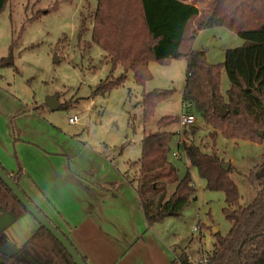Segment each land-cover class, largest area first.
Masks as SVG:
<instances>
[{"label":"trees","instance_id":"obj_1","mask_svg":"<svg viewBox=\"0 0 264 264\" xmlns=\"http://www.w3.org/2000/svg\"><path fill=\"white\" fill-rule=\"evenodd\" d=\"M7 2L0 0V12ZM196 18L198 22L190 42L197 32L214 27L231 32L243 41L242 46L226 50L223 62L218 65L207 64L204 51L182 53L186 31ZM91 19L90 45L103 51L104 61L111 67L109 77L101 82L97 92L122 86L128 73L137 85L143 86L151 80V62L185 61L182 107L190 104L188 112L199 116L211 129L212 144L197 143L196 128L185 131L184 140L177 146L180 160L196 170L198 177L205 181L206 190L223 194L222 213L230 225L226 236L219 233L214 236L212 250L204 257L208 264H264V171L258 173V167L248 175L256 197L249 206L240 207L241 196L230 178L233 168L228 165V171L222 169L226 164L214 145L218 134L227 140L264 145V0H213L203 10L179 0H97ZM1 67H13L11 53L0 61ZM117 68L122 70V75L113 78L112 72ZM223 75L228 82L225 95L221 94ZM166 94L143 95L140 109L144 130ZM213 104L226 112L224 119L213 109ZM176 123L178 117H166L156 128L160 131ZM159 131L144 132L140 158L130 163V168H136L132 183L136 184L147 231L162 223L170 211L181 215L195 200L189 173L179 179L169 161L173 134ZM21 177V171L11 176L18 187ZM170 187L173 191L167 197ZM0 191L3 199L27 214L1 181ZM176 258L179 264H191L190 257L183 251ZM0 264L74 263L53 237L38 226L17 254L8 257L0 253Z\"/></svg>","mask_w":264,"mask_h":264},{"label":"rangeland","instance_id":"obj_2","mask_svg":"<svg viewBox=\"0 0 264 264\" xmlns=\"http://www.w3.org/2000/svg\"><path fill=\"white\" fill-rule=\"evenodd\" d=\"M192 1L203 10L213 0ZM96 5L97 0H8L0 12V61L11 53L13 67L0 68V111L14 107L9 96L33 106L43 114L44 126L50 129L44 133V138L66 140L65 135L79 140L102 156L96 160L99 164L91 160L99 174L107 173L109 180L121 181V189H136V184L132 183L136 168H130V163L140 158L144 132H158L156 125L162 118L181 115L186 63L183 59L151 62V80L143 86L137 85L128 73L122 86L97 92L101 82L109 77L111 67L104 61L103 51L90 45L91 17ZM197 22L198 18L194 19L187 29L182 53L204 51L207 64L218 65L223 62L224 51L242 46L243 41L231 32L214 27L197 32L190 42ZM121 75L120 68L112 72L113 78ZM227 89V78L223 75L221 94L225 95ZM155 92L167 94L158 102L153 120L145 131L140 103L143 95ZM47 98H56L61 109L48 110L44 103ZM74 116L78 121L70 125L68 119ZM193 128L197 130V143L212 144L209 137L212 131L199 116L191 128L181 129L176 123L159 131L173 134L169 161L179 179L189 173L195 188V200L181 215L167 217L159 229L161 233L175 235L177 243L187 246L188 255L198 261L212 250L214 236L217 233L226 236L230 225L222 213L223 194L206 190L205 181L194 168L183 159L172 157L178 152V143L184 140V132H191ZM130 129L132 140L128 139ZM214 145L218 156L233 168L230 178L241 196L240 207L249 206L256 191L248 175L264 165V145L227 140L220 134ZM75 150L77 153L80 149ZM79 160L87 165L83 157ZM171 190L172 187L167 197ZM196 228L198 230L193 231ZM198 250L206 255L195 256Z\"/></svg>","mask_w":264,"mask_h":264},{"label":"crops","instance_id":"obj_3","mask_svg":"<svg viewBox=\"0 0 264 264\" xmlns=\"http://www.w3.org/2000/svg\"><path fill=\"white\" fill-rule=\"evenodd\" d=\"M179 1L200 8L192 0ZM9 98L14 107L0 111V165L10 176L22 172L21 191L86 264H179L178 253L189 256L187 246L178 244L175 235L161 233L159 226L166 219L147 231L135 189H121V181L96 171L91 160L96 162L101 155L65 135L66 140L44 138L50 129L44 126L43 114ZM75 148L80 150L75 153ZM10 209L18 219L1 233L0 251L14 253L37 231L38 224L3 199L0 191V211ZM197 252L195 256L203 254ZM191 256V264H198Z\"/></svg>","mask_w":264,"mask_h":264},{"label":"water","instance_id":"obj_4","mask_svg":"<svg viewBox=\"0 0 264 264\" xmlns=\"http://www.w3.org/2000/svg\"><path fill=\"white\" fill-rule=\"evenodd\" d=\"M47 108L53 112L59 109V105L57 104L56 98H47L44 101ZM213 109L217 112L221 119H224L226 116V112L218 107L216 104H213ZM262 133H259V136L262 137ZM128 139H133V133L130 129L128 131ZM228 165H224L222 169L224 171H228ZM264 171V165L260 167L258 173ZM0 181L3 185L13 194V197L17 200L20 206L26 211L27 215H29L38 226L45 229L53 239L62 247V249L68 254V256L72 259L74 264H86L83 258L79 255V253L72 246L70 241L65 237L63 233H61L57 227L53 225V223L26 197V195L21 191V189L12 181L11 176L8 175L3 167L0 166ZM169 216H177L176 214L169 212ZM18 219L17 216L14 215L13 211L3 213L0 211V235L1 233L8 229L13 223ZM19 249H14V253L11 251L2 252V255L12 257L17 254ZM26 260L31 261L30 258H26Z\"/></svg>","mask_w":264,"mask_h":264},{"label":"built area","instance_id":"obj_5","mask_svg":"<svg viewBox=\"0 0 264 264\" xmlns=\"http://www.w3.org/2000/svg\"><path fill=\"white\" fill-rule=\"evenodd\" d=\"M182 108H183V111H182L181 115L178 117V125L181 129H187V128L194 125L196 116L192 115L191 113L188 112V110L191 108L190 104H187ZM77 121H78V119L75 116L68 119V123L70 125L76 124ZM172 157L180 159L181 158L180 150H178L177 153H173ZM193 231H196V230H193ZM198 264H208V263H207V260L205 257H201L198 260Z\"/></svg>","mask_w":264,"mask_h":264},{"label":"flooded vegetation","instance_id":"obj_6","mask_svg":"<svg viewBox=\"0 0 264 264\" xmlns=\"http://www.w3.org/2000/svg\"><path fill=\"white\" fill-rule=\"evenodd\" d=\"M15 207V206H14ZM12 209H10L8 212H10ZM7 213V212H6Z\"/></svg>","mask_w":264,"mask_h":264}]
</instances>
